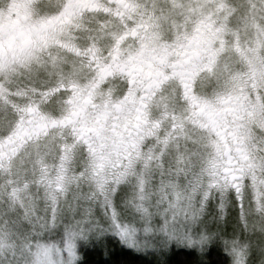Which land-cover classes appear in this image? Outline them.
I'll return each mask as SVG.
<instances>
[{
    "label": "snow or ice",
    "instance_id": "1",
    "mask_svg": "<svg viewBox=\"0 0 264 264\" xmlns=\"http://www.w3.org/2000/svg\"><path fill=\"white\" fill-rule=\"evenodd\" d=\"M104 235L264 264V0H0V264Z\"/></svg>",
    "mask_w": 264,
    "mask_h": 264
},
{
    "label": "trees",
    "instance_id": "2",
    "mask_svg": "<svg viewBox=\"0 0 264 264\" xmlns=\"http://www.w3.org/2000/svg\"><path fill=\"white\" fill-rule=\"evenodd\" d=\"M224 251L214 244L206 251L170 245L163 251H136L125 247L116 237L81 251L77 264H226Z\"/></svg>",
    "mask_w": 264,
    "mask_h": 264
},
{
    "label": "rangeland",
    "instance_id": "3",
    "mask_svg": "<svg viewBox=\"0 0 264 264\" xmlns=\"http://www.w3.org/2000/svg\"><path fill=\"white\" fill-rule=\"evenodd\" d=\"M232 199H235V194H231ZM217 210H218V201H217ZM238 219V206L233 209L231 207L227 208L224 213V220L221 222V227L225 228L227 231L231 232L232 228L235 226V222ZM109 237H115L113 235H104L103 237L99 239H89L87 241H77L76 242V253L79 257V254L81 251H84L85 249L91 248L92 246H97L99 245L103 240L105 241V238ZM243 239V235L241 236ZM177 247L176 244H171ZM211 245V243L209 244ZM208 245V246H209ZM179 247V246H178ZM190 249V248H189ZM157 251H163L162 250H156Z\"/></svg>",
    "mask_w": 264,
    "mask_h": 264
}]
</instances>
